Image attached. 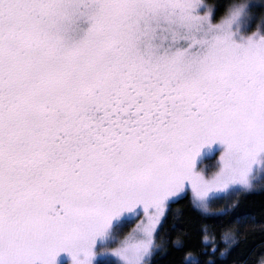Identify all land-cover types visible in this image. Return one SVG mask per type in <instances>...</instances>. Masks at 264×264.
<instances>
[{
    "label": "snow or ice",
    "instance_id": "1",
    "mask_svg": "<svg viewBox=\"0 0 264 264\" xmlns=\"http://www.w3.org/2000/svg\"><path fill=\"white\" fill-rule=\"evenodd\" d=\"M247 9L216 22L204 0H0V264H150L173 198L206 210L253 189L264 31L242 34Z\"/></svg>",
    "mask_w": 264,
    "mask_h": 264
},
{
    "label": "trees",
    "instance_id": "2",
    "mask_svg": "<svg viewBox=\"0 0 264 264\" xmlns=\"http://www.w3.org/2000/svg\"><path fill=\"white\" fill-rule=\"evenodd\" d=\"M236 3L248 4L252 16L248 34L264 31V0H204L216 22ZM217 154L197 162L198 168L207 166L208 174L214 172ZM221 212L227 214L217 215ZM225 236L230 239L225 241ZM156 245L150 264H188L189 259L192 264L208 259L215 264H264V177L252 190L212 200L206 210L195 205L190 194L171 202ZM213 249L215 256L210 257Z\"/></svg>",
    "mask_w": 264,
    "mask_h": 264
},
{
    "label": "rangeland",
    "instance_id": "3",
    "mask_svg": "<svg viewBox=\"0 0 264 264\" xmlns=\"http://www.w3.org/2000/svg\"><path fill=\"white\" fill-rule=\"evenodd\" d=\"M243 4H246L248 6L247 3H243ZM251 20H252V16L247 11V14L242 18V21H241V32H242V34L249 35L247 31L250 28ZM221 150H222V147L219 146V145L213 146V148L210 149V150L206 148L203 151L202 155L200 157H198V161L197 162L202 161L204 159L212 158V157L215 156V154L218 153L217 156H216V160H215V163H216V166H217V161H218L219 155H220L219 152ZM201 169L207 171L208 168H207V166H203V167H201ZM263 177H264V172H261V171L258 170L256 175H255V177H254L253 188ZM187 194L191 195V192L190 191H186L184 194H182V197L187 195ZM231 194L221 195V198L224 197V196H229ZM191 197H192V195H191ZM177 199H179V198H173V200L171 202L176 201ZM192 199H193V197H192ZM217 199H219V198H217ZM213 200H215V199H213ZM200 209H202V208H200ZM139 211L142 213V209H140ZM165 214H166V212H165ZM164 218H165V215H164V217H162L161 223L159 224V226L157 228V232H156V236H155V243H156L157 235H158V232H159L160 227L162 225V222L164 221ZM140 219H143L142 215H140L139 217H135L134 216V217H129L126 220L117 221L116 224L114 225L113 231H114L115 236L118 238V240H123L129 233H131L132 230L136 227V224L139 223ZM110 246L114 247L115 244H111ZM102 261L114 262L115 263V258L101 255V256H98L96 258L95 264H97L98 262H102ZM57 264H71V256L68 253H61L59 255V257L57 258Z\"/></svg>",
    "mask_w": 264,
    "mask_h": 264
}]
</instances>
